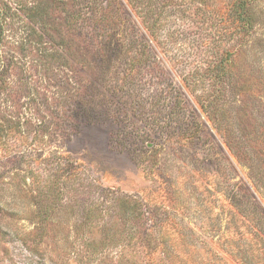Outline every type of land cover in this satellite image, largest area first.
Returning <instances> with one entry per match:
<instances>
[{
  "label": "rangeland",
  "instance_id": "rangeland-1",
  "mask_svg": "<svg viewBox=\"0 0 264 264\" xmlns=\"http://www.w3.org/2000/svg\"><path fill=\"white\" fill-rule=\"evenodd\" d=\"M205 2L170 0L153 36L128 0H111L130 22L126 43L76 68L74 111L59 107L61 125L44 135L31 93L63 92L64 73L43 75L21 0H0L14 94L0 89V264H264V17L249 44L219 42L221 24L193 17ZM135 45L151 65L130 71ZM233 45L243 89L226 88L218 128L200 107L213 87L202 60ZM68 159L74 176L54 190ZM134 196L147 204L153 251L126 235L119 202Z\"/></svg>",
  "mask_w": 264,
  "mask_h": 264
},
{
  "label": "trees",
  "instance_id": "trees-1",
  "mask_svg": "<svg viewBox=\"0 0 264 264\" xmlns=\"http://www.w3.org/2000/svg\"><path fill=\"white\" fill-rule=\"evenodd\" d=\"M128 1L135 12L140 14L143 23L152 35L155 36L158 21L169 6L170 0ZM21 2L22 5L19 6V10L27 24L28 34L26 38L34 51L37 52L38 60L36 62L41 64L45 70L43 75L53 80V75L56 74L57 70L60 69L64 73L63 80L61 78L54 79L59 83L57 84L59 90H63V92H52L47 88L49 91L41 93L42 95L33 91L30 98L32 100L31 109L33 107L35 109L33 112L34 119L41 124L45 121L46 128L43 134L53 135L54 127L61 125L59 107L66 109L64 111L71 115L76 104V99L73 98L78 97L81 92L83 84H78L79 79L72 76L74 72L79 74L76 68L85 70L87 63L88 65L91 62L94 63V58L103 61L114 44L124 42L125 45L126 31L129 33L131 31L130 22L124 18L120 5L111 7V0H21ZM263 2L264 0H227V3L220 9L216 6L214 9H209L205 2L194 7L195 15L193 17L198 18L202 23L221 24L219 42L228 39L229 36H240V43L237 45H247L251 41L259 18L264 17V10L261 8ZM4 22L6 23V15L3 11V5L0 4V86H2L0 89L13 97L14 94L9 92L12 90L11 85L4 78L6 72L9 71L8 67H11L9 63L5 64L2 53ZM260 43L262 42L260 41ZM235 47L234 45L223 46L221 51L214 52V59L209 62L202 60L205 66L201 68L202 74L200 76L209 77V83L213 87L208 92L207 98L199 101L200 107L207 118L218 125V128L221 127V124L217 122L216 116L219 114L223 121L221 113L223 109L221 110L220 103H227L226 88L243 89L239 75L232 69L234 56L237 54ZM133 48L136 49L135 54L128 60L130 71L137 70L143 65H151L148 60L149 56H145L146 54L144 51L141 52L139 46L135 45ZM144 48L146 46L143 47V50H145ZM44 80H46L45 77ZM39 100L42 103L38 102ZM40 104L45 109H41ZM153 111L155 112V110ZM21 124V118H19L16 126L19 132L23 128ZM191 137V132H186L183 136L187 139ZM63 163L66 164L65 167ZM74 163L73 160L69 159L62 162L63 168L61 169H65L67 172L61 174L60 170L55 173L54 190L63 184V177L70 179L74 174L72 171V167L76 168ZM67 175L68 177H66ZM119 208L122 210L123 218L127 220L130 230L126 234L127 237L130 235L131 239L137 238L144 242L149 249L155 250L156 246H152V239H154L152 235L155 230L150 227L152 224L148 223L147 204L143 199L137 196L127 197L119 202ZM92 213L88 214V217L86 216L87 220L91 219ZM87 220H85L86 225L88 224ZM88 225H91V222Z\"/></svg>",
  "mask_w": 264,
  "mask_h": 264
}]
</instances>
